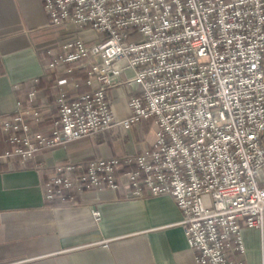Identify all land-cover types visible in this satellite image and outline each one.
<instances>
[{
  "label": "built area",
  "instance_id": "2783aa9c",
  "mask_svg": "<svg viewBox=\"0 0 264 264\" xmlns=\"http://www.w3.org/2000/svg\"><path fill=\"white\" fill-rule=\"evenodd\" d=\"M41 1L68 36L48 49L50 66L83 69L88 90L70 96L58 76L45 132L33 106L1 119L13 147L0 162L48 171L52 203L105 186L133 199L170 195L196 264H245L244 228H264V0ZM118 86L131 110L121 119L109 94ZM147 118L156 140L134 155L38 163L40 150Z\"/></svg>",
  "mask_w": 264,
  "mask_h": 264
},
{
  "label": "crops",
  "instance_id": "0c3cea01",
  "mask_svg": "<svg viewBox=\"0 0 264 264\" xmlns=\"http://www.w3.org/2000/svg\"><path fill=\"white\" fill-rule=\"evenodd\" d=\"M67 38L64 30L50 25L41 0H0V120L13 116L18 106H33L44 114L37 126L45 132L58 114V89L48 86L47 79L36 87L33 81L56 66L63 67L56 78L61 76L68 94L79 93L71 84L82 78L87 82L83 69L74 74L79 68L73 63L50 66L54 57L48 49ZM91 38H96L93 32L85 36ZM34 88L33 102L29 94ZM109 94L116 119L129 116L126 89L118 86ZM156 128L153 118L131 129L114 125L97 136L40 150L38 163L52 168L134 155L155 142ZM12 147L0 127V154ZM47 174L23 168L19 161L0 162L1 264H196V250L180 224L182 210L172 196L119 197L105 186L84 192L76 203L55 204L45 199L42 181ZM243 237L245 264H264V228H244Z\"/></svg>",
  "mask_w": 264,
  "mask_h": 264
},
{
  "label": "trees",
  "instance_id": "16d2710c",
  "mask_svg": "<svg viewBox=\"0 0 264 264\" xmlns=\"http://www.w3.org/2000/svg\"><path fill=\"white\" fill-rule=\"evenodd\" d=\"M68 64L64 65V67H67ZM63 70V67H57L54 68L53 70H50L46 75L43 76V78L40 79V81H44L45 79L48 80V86H55L56 84V74L58 73V71H62ZM81 72V70H77V69H74L73 73L74 74H79ZM78 83V86H77V90L79 91V93H82V92H85L88 90V87H87V82L84 81V79H79V81L77 82ZM30 90V87L29 88H26V91L29 92ZM18 91V89H17ZM77 93V94H79ZM23 102V101H22ZM55 204H59V203H55Z\"/></svg>",
  "mask_w": 264,
  "mask_h": 264
},
{
  "label": "rangeland",
  "instance_id": "374dc122",
  "mask_svg": "<svg viewBox=\"0 0 264 264\" xmlns=\"http://www.w3.org/2000/svg\"><path fill=\"white\" fill-rule=\"evenodd\" d=\"M91 137H93V136H91ZM146 140V139H145Z\"/></svg>",
  "mask_w": 264,
  "mask_h": 264
}]
</instances>
